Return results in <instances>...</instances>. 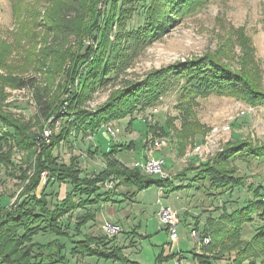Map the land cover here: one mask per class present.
<instances>
[{"label": "rangeland", "instance_id": "rangeland-1", "mask_svg": "<svg viewBox=\"0 0 264 264\" xmlns=\"http://www.w3.org/2000/svg\"><path fill=\"white\" fill-rule=\"evenodd\" d=\"M150 3V0L140 1L133 5V9H127V15L122 11L125 5L120 2L113 7L107 0L87 3L88 10L81 22L82 32L69 34L60 44L55 31L40 20L38 12L34 16L38 10L36 0H27L22 13L18 15L11 0H0V112L10 114L18 122H30V132L42 131L48 142L52 134L63 127L68 118L66 114L71 115L68 120L76 121L72 116L76 108L95 112L98 106L122 90L125 82L143 80L153 71L167 68L171 71L169 68L179 65L188 68L196 64L199 66L205 59L209 60L207 55L230 67L231 74L238 72L264 91V0H196L194 13L181 17L173 27L169 25L161 37L143 46L131 43L129 50L125 51L124 39L145 23ZM118 15L121 17H116ZM53 48L57 51L53 52ZM98 60H108L118 69L112 70L111 75L115 79L98 88L91 99L82 102L87 71L90 73V67ZM182 85L180 78L164 74L160 77L159 85L163 92L155 104L147 108L135 107L132 117L109 122L121 129L117 138L101 128L96 133L80 135L78 139L72 137L71 143H64L55 153L61 162H69L73 154L79 155L83 175H88L89 171L94 169L100 172L105 166L101 154L91 158L87 155L88 150L103 153L114 143L132 142L134 149L120 152L121 160L129 165L141 159L145 146L148 150L150 148V136L156 135L155 138L167 145L156 149L153 155L165 158L164 170L169 177L175 178L188 161H193L195 166L203 164L228 143L241 140L252 147L264 146V104L252 101L248 93L246 97H238L209 92L205 96L184 101L181 100ZM39 97L44 98L50 106L52 113L49 118L41 117ZM182 116L202 124L203 131L207 130L193 136L192 145H188L184 156L179 155L172 134L168 132L164 136L160 132L161 126L169 130L168 119L179 129L184 120ZM130 121H133L132 127ZM150 126L155 128V134L149 131ZM6 131L8 128L0 122V135ZM9 147L6 146V151H12V165L0 164V222L8 220V217L4 218L8 211L6 207L15 202L21 191V171L18 170L23 165L25 152L11 145ZM235 165L242 176H248L245 180L264 186V159H239ZM33 173L32 166L27 174ZM195 174L196 171L188 169L180 180L174 182L178 185L181 181L180 184L185 186ZM48 178L49 172L45 171L42 174L43 184ZM197 186L195 182L191 189L173 192L168 189L162 191L153 184L140 191L133 202L120 201L121 197L103 201L91 207L97 212L96 219L82 232L108 234L111 237L117 235L114 243L125 247V254L141 264H155L160 254L166 256L172 253L178 254V257L164 264H195L192 254L205 253L202 244L209 242V239L203 242L199 239L207 215L217 216L219 211L215 208L222 204H225L228 212H233L253 197V193L246 188L208 196ZM70 190L72 186L69 183H54L46 192H53L54 205ZM162 205H169L178 212V238L175 242L160 222L158 212ZM84 212L78 209L74 217ZM198 217L200 222L196 225ZM71 220H62V225L68 226L69 238L45 233L33 239L31 234V241L27 238L22 250H32L37 258L36 264H116L73 253V242L84 235L76 233L75 218ZM108 224L117 229L108 228ZM260 225L258 217L244 223L241 227L242 238L252 239ZM127 233L137 235L131 238L134 246L129 245L131 240ZM241 256L245 259L250 253L241 252ZM214 264L230 263L219 261Z\"/></svg>", "mask_w": 264, "mask_h": 264}, {"label": "trees", "instance_id": "trees-1", "mask_svg": "<svg viewBox=\"0 0 264 264\" xmlns=\"http://www.w3.org/2000/svg\"><path fill=\"white\" fill-rule=\"evenodd\" d=\"M26 1L11 0L17 15L22 13ZM36 1L38 10L36 11V7L34 8L36 11L34 16L38 12L40 20L45 22L52 31H55V37L62 44L69 34L82 32L80 30L81 22L88 10L87 3L95 4L99 0ZM107 1L111 7L119 2L125 5L122 11L127 15L128 8L133 9V5L143 0ZM150 1L152 4L150 3L149 15L145 23L124 39L126 42L124 44L125 51L129 50L131 43H135L136 46L152 43L165 33L169 25L175 26L178 19L194 13L197 8L196 0ZM119 16L121 17V15L116 17ZM33 22L36 23V21ZM85 33L88 34V32ZM55 51L57 50L53 48V52ZM207 57L209 60L205 59L199 66L196 64L188 68L185 65H179L169 68L171 71L167 70L168 68L153 71V74H151L152 72L149 73L143 80H136L127 84L125 82L122 90L117 91L107 102L98 106L95 112L76 108L75 112H72L76 121L68 120L71 115L70 113L66 114L68 118H66L63 127L56 134H52L48 142L45 141L42 131L30 132L32 126L30 122H18L10 114L0 112V122L8 128L4 135H0V164L12 165L10 158L12 151H6V146L9 149L11 145L25 152L23 165L18 170L21 171L19 176L21 191L15 202L10 207H6L8 211L4 218L8 217V220L4 219L0 222V264H36L37 258L33 256V251L22 250L23 243L28 241L27 238L29 241L32 239L29 235L32 234L33 239L45 233L69 238L71 235L68 226L62 225L64 218L69 220L75 218L76 233L81 235L83 228L96 219L97 212L91 210V207L98 206L103 201L121 197L120 201L133 202L140 191L153 184L161 189L174 192L184 188L191 189L195 182L198 183L197 188L208 196L224 195L236 188H246L253 193V197L243 207L233 212H228L225 204H222L215 208L216 211H219L217 216L207 215L199 239L202 242L209 239V242L202 244L205 253L202 255L192 254L194 263L214 264L219 261H227L230 264H264V186L255 182L250 183L248 179L245 180L248 176H242L239 168L235 165L239 159H249V161L252 158L264 159V146L252 147L241 140L228 143L210 159L211 161L208 160L196 166L193 161H188L186 166L177 172L175 178L148 175L141 168L131 167L123 162L119 153L123 150L134 149L132 142L127 145L114 143L109 150L103 151V153H98V150L91 153L88 150L87 155L89 157L94 158L97 154H101L105 161L102 171L95 172L93 169L91 172L89 171L88 175H83L79 155L73 154L69 162H61L55 153V150L64 143H71L72 137L78 139L80 135L89 132L96 133L103 125L112 120L132 117L135 107L147 108L155 104L163 92L159 85L160 77L164 74L171 78L177 77L183 80L181 100L184 101L205 96L209 92L223 93L227 96L234 94L238 97H246L248 93L252 101L264 104V91L259 89L257 84L251 83L238 72L234 71L231 74L229 72L230 67L212 55H207ZM112 70L118 69L110 65L108 60H98L92 64L89 69L90 73L87 71L83 83L84 96H82V102L91 99L98 88L115 79V76L111 75ZM242 93L244 95H240ZM38 107L42 118L50 117L52 111L44 98L39 97ZM182 117L184 120L179 129L168 119L166 123L169 130L167 131L161 126L160 132L164 136L170 132L177 143L179 155L184 156L188 145H192L194 137L198 133H206L207 130L204 129L203 131L204 126L202 124L188 120L185 118L187 116ZM130 123L129 125L132 127L133 121ZM148 129L155 134L156 131L153 126L148 127ZM155 136H150V138H155ZM32 166L34 173L28 175L27 171ZM188 169L196 171L195 176L185 186L180 184L181 181L176 185L174 181L180 180ZM45 171L49 172V178L43 184L42 174ZM54 183L59 185L69 183L72 190L68 191L62 200L53 205V192L47 193L46 191ZM78 209H83L85 212L74 217V213ZM255 217L260 218L261 225L252 239L244 240L241 227L246 222L254 221ZM199 222L200 217L196 219V225ZM127 234L130 240L137 236ZM83 235L82 239L73 242V253L116 264H141L131 260L125 254V247L114 243L117 239L115 234L112 237L108 234ZM129 245L134 246V242L129 241ZM62 249L64 246L61 247V251ZM216 250L217 252H215ZM241 252L243 254L249 252L250 256L243 259ZM176 255L178 254L172 253L166 256L160 254L157 256L155 264H164L174 260L178 257ZM25 259L27 260L26 263L23 262ZM53 261L56 262V260Z\"/></svg>", "mask_w": 264, "mask_h": 264}, {"label": "built area", "instance_id": "built-area-1", "mask_svg": "<svg viewBox=\"0 0 264 264\" xmlns=\"http://www.w3.org/2000/svg\"><path fill=\"white\" fill-rule=\"evenodd\" d=\"M102 128L113 138H117L118 133L121 130L119 127L112 123H107L103 125ZM46 135L48 136L49 133H47ZM164 144L167 145V143H165L163 140H160L158 138H150L149 150L154 151L163 146ZM197 149L199 150L200 148ZM164 164L165 160L163 158L150 157L146 161L136 162L135 166L141 168L142 171L148 175H155L160 176L162 178H166L168 174L164 170ZM158 215L160 222L168 229L171 239L173 240V242H175L178 238L176 229V226L179 221L178 212L169 205H162L158 212ZM108 226V228H112L114 230L117 229V227L111 224H108ZM205 241H208V239H206Z\"/></svg>", "mask_w": 264, "mask_h": 264}, {"label": "crops", "instance_id": "crops-1", "mask_svg": "<svg viewBox=\"0 0 264 264\" xmlns=\"http://www.w3.org/2000/svg\"><path fill=\"white\" fill-rule=\"evenodd\" d=\"M149 139V138H148ZM147 139V140H148ZM121 144H126V143H121ZM127 145V144H126ZM145 146V145H144ZM134 147H135V144H134ZM107 150H109V148L108 149H105L104 151H107ZM143 151H144V153H143V155L141 156V159L140 160H138V162H142V161H146L148 158H150V157H154V153L156 152V150H154V151H151V150H148V148H147V146H145V148L143 149ZM142 151V152H143ZM119 157H120V153H119ZM158 158H163V157H158ZM164 160H165V158H163ZM166 161V160H165ZM127 164V163H126ZM135 164L136 163H132V164H129V166H131V167H133V166H135ZM160 190H162V191H165V189H161L160 188ZM169 191H171V190H169ZM176 192V191H175Z\"/></svg>", "mask_w": 264, "mask_h": 264}]
</instances>
